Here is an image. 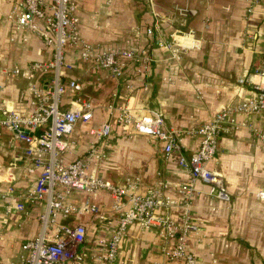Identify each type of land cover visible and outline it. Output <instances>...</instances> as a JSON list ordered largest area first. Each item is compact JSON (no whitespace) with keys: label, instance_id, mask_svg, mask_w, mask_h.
Segmentation results:
<instances>
[{"label":"crops","instance_id":"1","mask_svg":"<svg viewBox=\"0 0 264 264\" xmlns=\"http://www.w3.org/2000/svg\"><path fill=\"white\" fill-rule=\"evenodd\" d=\"M16 1L0 0V119H5V113L10 110L28 113L32 109L26 78L3 71L24 69L52 59L51 50L36 35L29 34L24 42V34L15 33L7 22ZM249 2L155 0L151 9L143 2L131 0H114L109 7L92 0H78L80 32L85 41L119 49L135 48L152 61L146 70L141 64L130 62L125 79L120 81L109 72L82 62L79 50H68L73 69L67 72L64 81H81L82 95L95 107V117L90 125L80 123L76 127L69 138L74 150L67 160L85 157L96 142L90 134L92 127L110 123L112 135L97 144L105 156L98 172L116 185L123 184L128 177H139V193L144 196L160 189L162 183L167 184L165 193L178 203L170 210L172 218L180 223L188 212L199 228L197 236L188 240V248L202 264L213 261L264 264V143L257 135L264 130V114L233 112L227 131L221 134L218 154L210 168L223 175L230 202L210 196L209 187L202 182L193 183L195 190L189 208L183 205L179 193L180 188L191 183L188 171L179 161L190 158L200 144L198 136L186 132L257 95L255 85L261 82L264 63V0L251 14ZM181 12H186V16ZM149 29H153V36L148 34ZM175 29L194 32L203 40L202 49L187 52L178 61L158 48V40L167 39ZM50 79V75L37 76L38 84L44 87ZM74 99L75 94L68 92L63 108L68 109ZM109 103L129 106L136 119L153 111L162 112L166 127L180 132V148L165 158V143L154 142L133 128L120 126L117 110L111 113L106 108ZM25 148L26 144L16 140L15 133L2 130L0 259L3 262L19 261L24 254L22 244L35 238L41 228L39 215L43 208L40 206L26 205L25 211L7 212L10 203L23 202V196L35 183L36 177H25L23 165L11 178L5 175ZM11 188L13 192L8 194ZM68 199L81 207L86 194L75 193ZM94 202L107 216L106 220L94 214L59 220L61 224L86 226V242L81 247L86 264L99 263L105 253L102 241L110 239L117 226L110 209V195L99 194ZM174 244V239L164 240L156 229L142 230L132 225L121 242L117 264H182L166 262L165 252Z\"/></svg>","mask_w":264,"mask_h":264},{"label":"built area","instance_id":"2","mask_svg":"<svg viewBox=\"0 0 264 264\" xmlns=\"http://www.w3.org/2000/svg\"><path fill=\"white\" fill-rule=\"evenodd\" d=\"M92 1L107 7L114 3V0ZM131 1L143 2L151 9L155 6V0ZM260 2L250 0L248 13H253ZM78 13V0H17L7 15V22L15 33L24 34V42H27L29 34L36 35L51 50L52 59L35 62L24 69L3 71L7 75L26 78L27 94L32 106L28 113L10 110L5 113V119H0V134L3 129H8L15 133L16 140L26 144L22 155L9 166L5 175L11 178L14 171L23 165L25 177H36L34 186L23 196V202L16 205L10 203L7 212L25 211L26 205L40 206L43 212L39 215V234L22 244L24 254L21 259L17 262H3L0 259V264H86L81 252L87 237L86 226L61 224L59 220L84 214H94L106 220L107 216L94 202V198L102 193H108L111 197L110 209L117 219V226L111 238L102 241L105 253L97 264H117L121 242L132 225H138L142 230L156 229L164 240H175V244L165 252L166 262L202 264L188 248V240L197 236L199 228L192 222L188 212L180 223L172 218L170 210L178 203L165 193L169 188L167 184L162 183L160 189L144 196L139 193V177H128L123 184L116 185L98 172L105 156L97 144L112 135L113 127L110 123L92 127L90 134L96 138V142L85 157L67 160L68 154L74 150V143L69 138L76 127L80 123L90 125L95 117V107L82 95L81 81H64L67 72L73 69L68 59V50H79L82 62L92 64L97 70L107 71L120 81L125 79L130 62L139 63L146 70L152 61L135 48L119 49L105 46L101 42L85 41L80 32ZM180 14L186 16V12ZM148 34L153 36V29H149ZM202 46L203 40L194 32L178 29L167 39L158 40V48L170 53L178 61L187 52L201 50ZM39 73L51 76L45 87L37 82ZM240 83L243 84L244 80L241 79ZM255 90V98L225 109L209 122L186 132L200 139L199 147L192 156L179 161L191 179V183L179 189L186 208L191 206L195 182L207 185L210 196L224 202L231 201L223 175L211 169L210 163L218 154L221 134L227 131L233 112L264 114V63L261 82L255 85ZM70 91L75 94V99L68 109H64L63 99ZM106 108L111 113L117 110L116 120L120 126L133 128L137 134L154 142L165 143V158H170L180 148V132L166 127L162 112L153 111L136 119L127 105L109 103ZM257 135L264 143V130ZM37 172L40 173L38 176ZM12 192L13 188L9 189L8 194ZM75 193L86 194L81 207L68 201L69 196ZM260 197L263 198V194ZM110 224L113 223L110 221Z\"/></svg>","mask_w":264,"mask_h":264}]
</instances>
